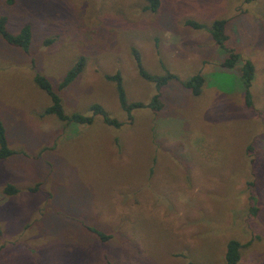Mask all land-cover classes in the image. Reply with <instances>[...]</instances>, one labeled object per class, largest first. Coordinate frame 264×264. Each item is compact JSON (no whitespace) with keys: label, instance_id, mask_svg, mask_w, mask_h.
<instances>
[{"label":"rangeland","instance_id":"374dc122","mask_svg":"<svg viewBox=\"0 0 264 264\" xmlns=\"http://www.w3.org/2000/svg\"><path fill=\"white\" fill-rule=\"evenodd\" d=\"M159 1L151 13L142 0H0L8 33H31L28 54L0 38V122L15 151L0 161V264H225L228 240L242 245L237 264H264V0ZM186 20L227 22L224 48L240 57L231 70ZM131 49L151 76L199 73L200 94L168 81L159 110L128 120L105 75L119 73L128 103L156 93ZM79 58L82 72L58 90ZM245 59L248 110L236 84ZM35 74L65 114L97 104L121 126L42 117L49 99Z\"/></svg>","mask_w":264,"mask_h":264},{"label":"trees","instance_id":"16d2710c","mask_svg":"<svg viewBox=\"0 0 264 264\" xmlns=\"http://www.w3.org/2000/svg\"><path fill=\"white\" fill-rule=\"evenodd\" d=\"M15 0H5L7 6H11ZM145 5L143 9L154 13L160 5L159 0H142ZM6 18L0 16V38L8 45L15 48L21 49L25 54H28V47L30 42V27L28 25H23L16 34H10L5 28ZM227 24L224 20H213L208 27H204L193 20H186L184 25L192 30H202L205 29L211 40L217 45V47L224 51L226 58L220 64V67L226 70H231L237 61L239 60V55L234 53L230 49L224 48V43L227 40V36L224 33L225 25ZM131 56L133 58L134 66L137 71V74L140 78L147 82L154 84L156 93L150 98L146 103L140 102H131L128 103L125 98V93L122 87L121 77L119 73H114L113 75H105L104 79L108 82L114 84L116 100L120 110L126 115L128 120L131 119V112L136 109H149L157 111L161 108L160 101V89L167 84L168 81L174 80L177 81L180 86L186 90H189L190 94L194 97H197L201 88L204 84V78L199 74H194L185 81H179L174 75L166 72L161 76H151L149 75L141 65V61L138 53L135 49H131ZM84 59L79 58L74 65L64 74L60 83L58 84V90L66 88L83 70ZM254 78V67L252 63L245 59L241 62L237 83L234 80H230L229 84L233 86L234 83L238 84L241 88L242 99L244 107L248 110L252 107V99L250 93V87ZM34 85L41 90L49 99V105L45 107L41 116H52L57 121L63 123L64 125H85L89 126L92 124L94 117H100L101 122L113 128H119L121 123L117 120L110 118L105 110L97 105L93 104L89 107V116H85L79 113H70L65 114L62 110L61 101L59 96L52 90L47 79L39 74L33 76ZM15 154V151L11 150L7 145V140L5 136V131L2 123L0 122V161H3L12 155ZM5 195H14L17 193V190L10 185H7L3 189ZM252 212H255V208L252 207ZM100 241L104 242L109 239L108 236H105L101 232L95 229H89ZM242 245L239 244L236 240H228L225 244V251L223 255V260L225 264H237L240 259V250Z\"/></svg>","mask_w":264,"mask_h":264}]
</instances>
